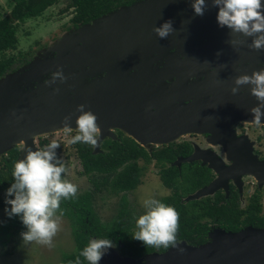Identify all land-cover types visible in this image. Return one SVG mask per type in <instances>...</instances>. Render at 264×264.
<instances>
[{
    "label": "water",
    "instance_id": "obj_1",
    "mask_svg": "<svg viewBox=\"0 0 264 264\" xmlns=\"http://www.w3.org/2000/svg\"><path fill=\"white\" fill-rule=\"evenodd\" d=\"M193 2L138 0L121 6L54 40L48 52L55 57H43L47 56L43 51L27 67L1 79L0 156L21 145L16 161L24 159L28 148L38 150L35 138L62 131L65 116H72L70 126L75 130L80 114L76 108L81 104L97 116L101 129L97 145H91L92 154L100 152L98 144L104 138L114 139L112 129L147 152L178 142L187 134L212 131L217 123H213L209 103H185L192 98L185 92L193 87L180 92L174 85L166 88L161 78L168 70L176 73L188 67L177 57L180 45H191V35L209 31L217 21V10L212 16L211 9L203 16L195 15ZM169 20L174 31L160 39L153 29ZM171 49L174 54L165 53ZM58 70L67 80L47 86L45 81ZM158 76L160 80L155 79ZM197 156L195 149L171 166L179 168ZM216 188L212 182L182 202L212 194ZM177 245L136 259L110 248L99 264H264V228L247 227L237 232L214 229L203 244L177 241Z\"/></svg>",
    "mask_w": 264,
    "mask_h": 264
},
{
    "label": "flooded vegetation",
    "instance_id": "obj_2",
    "mask_svg": "<svg viewBox=\"0 0 264 264\" xmlns=\"http://www.w3.org/2000/svg\"><path fill=\"white\" fill-rule=\"evenodd\" d=\"M205 2H207L205 11L211 9V16L212 12L217 10L214 15L216 18L219 9L213 7L212 0ZM3 4L0 8V18H10L11 5L7 6V0H3ZM4 8L7 10L4 11ZM111 10H116V7ZM52 11L67 14L66 30H74L92 21L77 22L74 18L75 6L71 0H55L45 5L42 10L48 14ZM38 16L26 18L22 22L12 21L15 32L26 20ZM210 27L209 31L203 32L200 36L191 37V43H188L191 45H180V53L177 57L182 61V65L188 67L179 69L176 73L168 70L161 77L166 88L174 85L181 92L193 87L192 91L185 92L189 96L192 95V98L185 103L194 101L200 104L209 103L212 108L213 123H217L212 131L182 136L178 143L183 147L188 146L190 150L186 155L177 158H186L196 149L198 158L190 163L207 170L206 182L196 190L212 182L217 184L212 194L197 201L202 204L208 203L215 210L227 208L228 204H231L232 209L241 212L235 221L230 222L221 218L216 221L219 219L218 216L212 220L210 216L203 214L200 222L205 223L207 233L214 229L228 232H237L247 227L262 229L264 228V117L259 124L253 121L250 109L258 106L259 102L251 95L249 85L241 86L235 94L232 88L235 87L234 81L237 77L250 76L254 71L264 69V49L259 51L251 49L249 45L252 43V37L233 34L227 27L220 28L217 21ZM180 39L185 42L183 38ZM40 49L26 56L32 58ZM165 53L174 54V49ZM4 58H12L13 62L0 76V80L23 65L19 62L15 64L13 56ZM155 79L160 80V76ZM217 127H219L218 131L215 130ZM208 165L212 167L208 168ZM250 207L252 208L249 211ZM248 216L251 219L246 220Z\"/></svg>",
    "mask_w": 264,
    "mask_h": 264
},
{
    "label": "trees",
    "instance_id": "obj_3",
    "mask_svg": "<svg viewBox=\"0 0 264 264\" xmlns=\"http://www.w3.org/2000/svg\"><path fill=\"white\" fill-rule=\"evenodd\" d=\"M53 1L55 0H7V6L11 5L10 18H0V76L13 62L12 58L3 57V53L12 49L16 43L12 21L22 22L26 18L35 17L42 12L45 5ZM71 1L75 6L76 21L86 23L110 12L114 7L117 9L128 6L135 0ZM45 143L40 141V147ZM74 148L81 174L89 177L92 191L62 200L60 203V210L57 213H62L68 219L76 248L75 254L62 258L61 264H75L78 256L80 264H88L80 253L92 239H110L121 255L135 259L151 252L161 253L168 248L163 246L145 248L141 242L132 238L137 231L135 221L140 215H133L129 211L125 193L132 191L140 183L143 167L138 165V161L144 165L152 163L157 169L160 183L170 191V195L158 201L173 207L179 213L177 241H185L195 246L206 242L207 228L205 223L200 222L203 214L210 216L212 220L218 216L219 219L216 221L221 218L230 222L235 221L241 213L232 209L231 204H228L227 208L215 210L208 203L202 204L197 200L182 202V199L194 193L206 182L207 170L194 166L193 163H181L179 168L171 166L177 157L186 155L190 150L188 146L183 147L178 142L152 148L147 152L130 138L117 132L113 140L104 139L101 142L98 154H92L90 144L76 143ZM17 154L18 147H13L0 156V209L3 208L7 189L14 182L12 171ZM103 188L121 194L114 219L105 224L99 221L92 209V193ZM249 219H251L249 216L246 217V220ZM9 226L14 231L24 227L17 216L10 219Z\"/></svg>",
    "mask_w": 264,
    "mask_h": 264
},
{
    "label": "clouds",
    "instance_id": "obj_4",
    "mask_svg": "<svg viewBox=\"0 0 264 264\" xmlns=\"http://www.w3.org/2000/svg\"><path fill=\"white\" fill-rule=\"evenodd\" d=\"M213 7L219 9L217 22L220 28L227 27L233 34L252 37L249 47L253 50L264 49V0H212ZM207 5L205 0H194L192 9L197 16H203ZM160 39H166L173 31L172 21L169 20L153 29ZM235 44L236 41H230ZM64 83L67 77L62 70L51 74V80L45 81L47 86L57 81ZM233 94L241 86L249 85L251 95L254 96L258 106L250 109L253 121L257 124L264 117V69L254 71L250 76L241 75L234 81ZM58 92L59 89H54ZM86 105H78L76 112L80 113L75 120L76 135L71 143H84L96 146L101 129L97 123V116L91 111H85ZM72 116H65L61 121L62 131L67 134L71 128ZM60 146L53 140L44 150H26L24 159L14 162L12 176L14 182L6 191L5 203L10 208H5L8 218H20L26 231L22 232L24 242L52 246L53 238L60 231V210L62 200L76 196L78 188L73 183L63 178L66 171L62 160L57 159L55 149ZM14 197V198H7ZM144 214L136 221L137 231L133 239L141 242L146 247H176L177 233L179 230V213L156 199H146L143 202ZM62 215V213H61ZM2 223V222H0ZM110 239H92L82 250L88 264H99V261L113 248ZM75 264H80L77 257Z\"/></svg>",
    "mask_w": 264,
    "mask_h": 264
},
{
    "label": "rangeland",
    "instance_id": "obj_5",
    "mask_svg": "<svg viewBox=\"0 0 264 264\" xmlns=\"http://www.w3.org/2000/svg\"><path fill=\"white\" fill-rule=\"evenodd\" d=\"M3 5V0H0V8L3 7ZM6 10L7 9L4 8V11ZM64 14L65 13H60L58 11H52L49 14L47 12H42L37 18L26 20L17 27L15 32V46L4 52L3 57L13 56L15 58V64L19 62L23 65L16 71H11L12 73L9 74L16 73L24 69L25 66L27 67L28 64H31L33 58L37 57L39 54H43V51L47 52L44 54L47 56L43 57H49V55L55 57L53 53L48 52V48L53 45L52 42L58 37L60 38L61 35L73 31V29L66 30L65 22L68 16ZM54 36H56V38L53 39ZM39 48L41 49L32 58L26 56L28 54H33V51ZM16 67H18V65H16ZM110 132L113 138H115L116 133L119 131L112 129ZM76 134L75 130L67 134L63 131L51 132L35 138L33 144L38 150H44L53 140L60 144V146L55 149V152L57 159L62 160L66 168L63 178L77 186L78 191L76 195H79L84 192H91L92 186L89 182V177L81 174V167L76 157L74 144L71 143L72 137ZM40 141L46 142L43 147H40ZM100 144L101 142L98 144L99 151ZM16 147H18L19 150L21 145ZM137 163L140 167H143L140 183L135 189L125 193V198L128 203L129 211L133 215L138 216L145 212L143 206L144 200H160L170 195V191L164 188L160 183L157 169L152 163L147 165H144L141 161ZM120 195L121 194L112 193L107 188L92 193V209L101 223H109L114 219L119 208L118 200ZM205 196H200L199 198ZM5 208H10V206L4 201L3 208L0 209V222H2L0 223V264H61L62 258L75 254L76 248L71 234L70 223L65 216L57 213V215L60 216V231L53 238L52 246L49 247L36 242H24L20 234L26 231V228L23 227L19 231H14V229L9 226L11 218H8L6 215ZM113 249L121 255L118 252L117 246H114Z\"/></svg>",
    "mask_w": 264,
    "mask_h": 264
},
{
    "label": "crops",
    "instance_id": "obj_6",
    "mask_svg": "<svg viewBox=\"0 0 264 264\" xmlns=\"http://www.w3.org/2000/svg\"><path fill=\"white\" fill-rule=\"evenodd\" d=\"M209 30H210V29H209ZM203 32H204V31H203ZM203 32H200V31H199L198 34H199V33L202 34ZM198 34H197V35H198ZM191 36L195 37L196 35H191ZM199 36H200V35H199Z\"/></svg>",
    "mask_w": 264,
    "mask_h": 264
}]
</instances>
